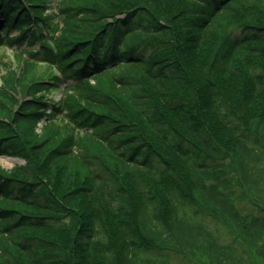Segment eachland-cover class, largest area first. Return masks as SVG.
<instances>
[{"label": "trees", "instance_id": "1", "mask_svg": "<svg viewBox=\"0 0 264 264\" xmlns=\"http://www.w3.org/2000/svg\"><path fill=\"white\" fill-rule=\"evenodd\" d=\"M0 71V264H264V0H0Z\"/></svg>", "mask_w": 264, "mask_h": 264}, {"label": "rangeland", "instance_id": "2", "mask_svg": "<svg viewBox=\"0 0 264 264\" xmlns=\"http://www.w3.org/2000/svg\"><path fill=\"white\" fill-rule=\"evenodd\" d=\"M203 53V51H200V53L198 55H201ZM6 54H7V57L9 56L10 59H13L14 58V54L12 51L10 50H6ZM45 69V67H38L36 68L37 71H41ZM1 73V71H0ZM62 89L63 88H60L58 90H51L49 93H48V96L50 99H55V100H58L61 95H62ZM23 161L18 158V157H5V156H0V167L5 169V170H10L16 166H20V165H23ZM201 222L203 223V225H205L207 227V229L209 228L210 230H213L214 232L213 233H216L217 235H222L223 239H226L228 237H226L225 235V232H224V229L222 227H220V225H218L214 219H212L211 217H208L206 216L204 219L201 218ZM218 226V228L220 229V232H216L217 230H215L214 228H216ZM170 263H171V258H170ZM185 264L183 262V259L181 256H173V260H172V264ZM190 264V263H189Z\"/></svg>", "mask_w": 264, "mask_h": 264}]
</instances>
